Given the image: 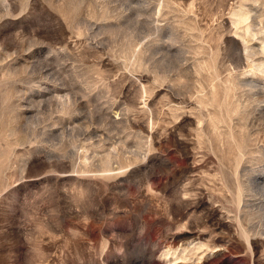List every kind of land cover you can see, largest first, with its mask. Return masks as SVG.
<instances>
[{"label":"rangeland","instance_id":"374dc122","mask_svg":"<svg viewBox=\"0 0 264 264\" xmlns=\"http://www.w3.org/2000/svg\"><path fill=\"white\" fill-rule=\"evenodd\" d=\"M0 264H264V0H0Z\"/></svg>","mask_w":264,"mask_h":264}]
</instances>
